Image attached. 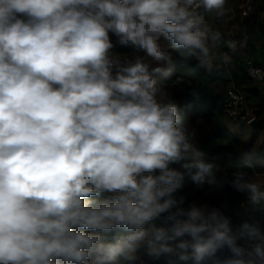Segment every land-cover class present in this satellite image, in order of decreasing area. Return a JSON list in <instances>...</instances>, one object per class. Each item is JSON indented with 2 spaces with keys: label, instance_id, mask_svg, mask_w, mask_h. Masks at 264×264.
I'll return each mask as SVG.
<instances>
[{
  "label": "clouds",
  "instance_id": "obj_1",
  "mask_svg": "<svg viewBox=\"0 0 264 264\" xmlns=\"http://www.w3.org/2000/svg\"><path fill=\"white\" fill-rule=\"evenodd\" d=\"M225 3L0 0V264H135L141 249L166 264H264V230L176 195L186 177L217 184V165L193 154L189 106L158 98L163 69L145 61L175 67L181 49L211 71L221 33L206 16ZM110 32L143 55L112 54ZM223 183L264 203L241 173Z\"/></svg>",
  "mask_w": 264,
  "mask_h": 264
},
{
  "label": "trees",
  "instance_id": "obj_2",
  "mask_svg": "<svg viewBox=\"0 0 264 264\" xmlns=\"http://www.w3.org/2000/svg\"><path fill=\"white\" fill-rule=\"evenodd\" d=\"M243 1L244 0H226L224 15L216 17L214 23L216 30L221 33V43L218 48L222 49L224 55L227 54L231 58V63L213 61V68L211 71H208L198 68L196 66V61L181 49L172 50L175 67L156 65L150 58L145 57V61L149 62L151 67L159 66L163 69V71L157 75L156 79L157 88L160 85H164L168 92V98L165 99V102H171L180 107L189 106L182 113L181 127L186 131L188 139L190 140L189 143L192 146V151L201 154L208 162L217 165L216 170L227 160V180H231L233 173H241L245 180L247 175L243 174L242 171L246 173H254L255 171L261 174L264 173V164H258L250 169L241 168L239 166L240 157L244 152L252 154L251 142L242 140L226 126L223 120L225 116V95H223L222 101H220V96L214 95V89H212V83L218 80L223 82L227 81V70L228 68L231 69L236 79L243 84H248V88L245 92L241 89L245 95L246 102L248 103V97L250 95H254L257 101L254 102L257 104V110H255L256 107L254 108V105L252 107L258 118H264V88L251 79L245 71L246 60L251 56H255L258 63L260 65L262 64L260 63L258 55L253 53L256 49L255 46L247 41L250 44H247L248 46L244 45L243 47L242 37L233 32L236 31L237 27L241 26L242 22H247V17L241 15V5ZM257 1L255 3H257ZM207 21L208 16L206 22ZM229 40H235L237 42V46L234 50L227 47L226 41ZM166 43L167 42H162V46ZM125 48V46L120 45L119 47H115L114 50L119 49L123 51ZM130 49L137 55H143V53L136 52L137 50L132 46H130ZM240 50H244L245 53ZM178 77H182L185 81H190V85H177L175 80ZM189 88L195 89L198 92V96L186 95ZM159 97L160 93L158 92V98ZM248 105L251 106L250 104ZM200 117L207 118L212 124V129L207 133L200 129V132L196 134V128L199 125L198 120ZM257 129L259 128L257 127L256 130ZM196 135H200V140L196 141ZM256 153V159L260 157L264 158V148H259ZM174 167L179 168L178 165H174ZM236 168L238 169L237 171ZM180 170L183 171V169ZM217 177L220 176L217 175ZM221 179L223 178L220 177V180ZM188 182L192 184L186 177L184 188L176 194L186 197L185 206L196 203L194 198L189 195L188 190L190 189V184H188ZM225 188L228 193H235L230 183H226ZM226 207L230 211V214L237 219L238 223L246 221L251 226L264 230V209L245 205L234 210L232 204ZM156 223L159 225L160 221H156ZM117 263L128 264V262L122 259L118 260ZM135 264H140V261L137 260ZM189 264H193V262H189Z\"/></svg>",
  "mask_w": 264,
  "mask_h": 264
},
{
  "label": "crops",
  "instance_id": "obj_3",
  "mask_svg": "<svg viewBox=\"0 0 264 264\" xmlns=\"http://www.w3.org/2000/svg\"><path fill=\"white\" fill-rule=\"evenodd\" d=\"M256 16L257 17L259 16V18L262 17L263 26L260 23L253 21L252 18L256 17ZM215 20H216L215 14H208V21H210V24L214 25ZM246 21L247 22H242L241 26L237 27L236 31H233V32L237 33V35L242 37L241 39L243 41V44H242L243 47H244V45L246 46L247 44H250V43H252L255 46L256 49L253 51V53L258 55L260 63L262 64V66H264V0H259V1H257V3L254 4V11L252 12V16L250 18H247ZM252 30L258 34L257 38L254 37V39H252L249 37L248 33L251 34ZM247 41H249L250 43ZM231 50H233V49H231ZM244 50L243 51L240 50V51L245 53ZM224 56L225 55L222 53L221 57H219V59L217 58V60H214V61H217V62L223 61L224 62ZM223 120H224L226 126L234 134L238 135L244 141L251 142V145H252L251 151H252V155L254 157H256V155H257L256 152L259 148H261V147L264 148V127H258L259 129L256 130V128H254L251 125H243L245 127H244V129H242L243 132H241V130L238 127L239 124H236L232 120H230L226 114H225ZM262 158L263 157H260L257 159L256 165L264 164V158L263 159ZM226 162H227V160H226ZM226 162L221 164L218 167V169L220 168L222 170V168H223V170H222L223 174L222 175H226L223 177V179L227 180V174L228 173H227ZM237 170L238 169L236 168V171ZM242 172H243V174L247 175L245 181L250 182V183H256L259 186V191L264 192V173L261 174L257 171H255L254 173H250V172L246 173L245 171H242ZM259 174H261V175H259ZM218 178L220 179V177H218ZM225 185H226V183L222 184L223 187H222L221 191L215 189L214 185H208L207 188L213 189V191L210 194H208V190H207V192L203 191L202 193L200 192L201 190H196L194 192V194H192L193 189H195V185L192 184L193 188H190L191 190L189 189L188 192H189V195L194 198V201L198 205L207 201L204 199L214 198L211 202L208 201L207 204H209L210 206L221 207L222 210L225 212V214L229 215L232 218V221L234 224L238 223L237 219L233 215L230 214V211L226 207L227 205L230 206L232 204V206L234 207V210L239 209L240 207L245 206V205L257 207L259 209H264V203H262L261 205H257V206L250 205L247 202L246 197L244 195L239 194L236 191H234L233 188H232V190L235 193H228L226 191ZM142 257H146L144 255V253L139 254V257L137 259L138 261H140V264H141V262H143V261H141Z\"/></svg>",
  "mask_w": 264,
  "mask_h": 264
},
{
  "label": "rangeland",
  "instance_id": "obj_4",
  "mask_svg": "<svg viewBox=\"0 0 264 264\" xmlns=\"http://www.w3.org/2000/svg\"><path fill=\"white\" fill-rule=\"evenodd\" d=\"M252 19H253V21H256L257 23H260L263 26V24H262V17L259 18V16L258 17L256 16V17H253ZM207 23L214 30L216 29L215 28V25L210 24V21H207ZM248 35L252 39H254V37H256V38L258 37V34L255 31H253V30L251 31V34L248 33ZM109 36H110V39L112 40V42L114 44V47L112 49L113 50L112 51L113 54L120 55V56H122V58H132L133 56L137 55L135 52H132V50L130 49V46H127L125 48V50H123V51H121L119 49L118 50L117 49L114 50L115 47H119L120 45L117 43V37H115L111 32L109 33ZM221 54H222V49L221 48H218L217 47L216 49H214L213 52H212V62L214 60H217V58L219 59V57H221ZM147 63H149V62H147ZM226 67H228V66H226ZM227 73H228V78H227V81L226 82H223L221 80H218V81L212 83V89H214V95H219L220 96V101H222V98H223V95H225V92L229 88H231V87H238V88L242 89L244 92L248 88V84H243L238 79H236L235 74L231 71V69L228 68ZM158 90H159L158 92L160 93L159 99L165 101V99L168 98V92L166 90V87L164 85H160V86H158ZM248 100H249L248 101V104H250L251 107L254 105V108L256 107L255 110H257V104L254 103V102H257V101L255 100L254 95H250L248 97ZM254 108L252 107V109H254ZM198 124L199 125L196 128V134H198V132H200V129H201V131L206 132V133L212 129L211 128V125L212 124L210 123V121L207 118L205 119L204 117H200L199 120H198ZM238 127L241 130V132H243L242 129H244L245 126L239 125ZM183 131H184V133L186 135V138H187L188 142H190V140L188 139V136L186 134V131L185 130H183ZM200 138H201L200 135H196V137H195L196 141L200 140ZM193 154H196V152H193ZM222 170H223V168H222ZM222 170L220 168L216 170L217 173H218V175L221 178H223L224 176H226V175H222L223 174V171ZM259 175H261V174H259ZM220 181L221 180L217 177V184H214V188L221 191L223 186H221ZM188 184H190V183L188 182ZM207 187H208V184H205L201 188H198L197 186H195V189H193V193L192 194H194V192L196 190H201L200 191L201 193L203 191L207 192V190H208V194H210L213 191V189H209ZM190 188H193L192 184H190ZM213 199L214 198L204 199V200H207V201L206 202H203L202 204L207 203L208 201L211 202ZM143 253H144V250L141 249V251L139 252V254H143ZM139 254H138V257H139ZM141 261H143V264H166V260H165L164 257H161V259L155 260V261L150 260L147 257H142V260ZM117 262H116V264H118Z\"/></svg>",
  "mask_w": 264,
  "mask_h": 264
},
{
  "label": "built area",
  "instance_id": "obj_5",
  "mask_svg": "<svg viewBox=\"0 0 264 264\" xmlns=\"http://www.w3.org/2000/svg\"><path fill=\"white\" fill-rule=\"evenodd\" d=\"M256 1L257 0L243 1L241 5V15L243 17L250 18L252 16ZM111 53L113 54L112 50ZM245 71L251 79L264 88V67L258 63L255 56H251L246 60ZM224 110L228 118L239 125H251V122L258 118L254 109L246 102L243 91L237 87H231L226 91L224 97Z\"/></svg>",
  "mask_w": 264,
  "mask_h": 264
},
{
  "label": "water",
  "instance_id": "obj_6",
  "mask_svg": "<svg viewBox=\"0 0 264 264\" xmlns=\"http://www.w3.org/2000/svg\"><path fill=\"white\" fill-rule=\"evenodd\" d=\"M251 126H253L254 128H257V127H264V118H257V119H254V120L251 122Z\"/></svg>",
  "mask_w": 264,
  "mask_h": 264
}]
</instances>
